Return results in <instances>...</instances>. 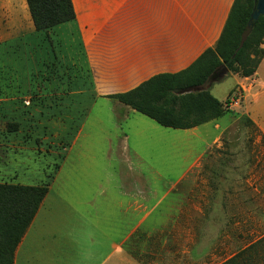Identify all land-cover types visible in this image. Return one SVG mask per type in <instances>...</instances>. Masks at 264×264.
<instances>
[{
    "label": "crops",
    "instance_id": "1",
    "mask_svg": "<svg viewBox=\"0 0 264 264\" xmlns=\"http://www.w3.org/2000/svg\"><path fill=\"white\" fill-rule=\"evenodd\" d=\"M235 1L72 0L73 22L38 33L27 0H0V55L18 58L17 79L24 83L18 94L49 97L54 111L86 112L69 143L66 162L77 148L84 160L95 159L98 150L106 151L105 159L118 151L117 157L142 160L141 151L159 143L154 134L160 136L163 127L109 97L130 92L158 75L190 68L216 47ZM23 59L32 66L24 68ZM226 78H233L234 86L219 101L239 92L244 115L264 136V58L253 76L222 79ZM100 100L113 103L99 104ZM94 111L107 112L122 136L83 135ZM93 118V124H103L101 116ZM198 129L184 131L195 135ZM97 144L104 147L98 149ZM203 156L199 154L179 182L198 168ZM75 171L84 173L83 188L72 191L79 178H62L60 166L16 249L14 264H200L194 240L200 235L195 224L201 204L178 193L183 185L151 180L112 185V174L106 185L103 169ZM20 177L14 173L7 184L39 185ZM53 203L66 207L63 216H56Z\"/></svg>",
    "mask_w": 264,
    "mask_h": 264
},
{
    "label": "rangeland",
    "instance_id": "2",
    "mask_svg": "<svg viewBox=\"0 0 264 264\" xmlns=\"http://www.w3.org/2000/svg\"><path fill=\"white\" fill-rule=\"evenodd\" d=\"M16 59L18 63L16 54L0 55L1 184L12 182L17 173L23 182L35 180L39 185L51 186L60 166L62 178H79L77 187L72 188L78 193L80 187L83 188L84 173L75 170L81 169H103L105 172L101 176L105 177L106 185L108 174L114 176L112 185L117 182L132 185L144 180L147 183L151 180L152 184L180 183L184 188L178 193L201 204V217L195 224L200 235L194 240L199 249L200 264H223L264 235V138L247 122L244 101L230 106L231 97L238 92L234 90L223 103L228 111L226 115L199 127L195 135L190 131L161 129L160 136L154 134L159 143L152 149L142 150V160L117 157L118 151L109 154L113 158L105 159L104 150L95 152V159L84 160L78 156L77 148L66 162L69 143L78 133L86 112H73L72 115L54 111L49 107V97L18 94L24 83L17 79ZM23 62L24 59L21 62L24 68L32 66ZM221 75L222 78L227 75L243 78L240 71H225ZM43 82H39L41 87ZM233 86L234 79L226 78L214 83L210 90L222 101ZM111 103L113 101H99V104ZM106 113L94 111L83 135L121 137V130L106 117ZM97 115L102 117V125L93 124V117ZM196 136H201L204 141ZM82 142L86 143L85 138ZM96 147L101 149L104 145L97 144ZM130 147H133L131 142ZM200 153L204 156L198 168L179 182L181 174ZM54 207L56 216L64 215L65 206L54 204ZM185 242L189 245L188 238Z\"/></svg>",
    "mask_w": 264,
    "mask_h": 264
},
{
    "label": "trees",
    "instance_id": "3",
    "mask_svg": "<svg viewBox=\"0 0 264 264\" xmlns=\"http://www.w3.org/2000/svg\"><path fill=\"white\" fill-rule=\"evenodd\" d=\"M254 2L235 1L216 47L187 70L158 75L130 92L109 98L173 130H191L224 117L228 111L211 94L213 84L221 81L225 71H240L243 78L253 76L264 58L261 48L264 17L251 32L247 29ZM27 3L38 33L49 32L76 18L72 0H27ZM247 122L256 128L249 119ZM49 188L50 184H0V264H14L16 249ZM223 264H264V235Z\"/></svg>",
    "mask_w": 264,
    "mask_h": 264
},
{
    "label": "water",
    "instance_id": "4",
    "mask_svg": "<svg viewBox=\"0 0 264 264\" xmlns=\"http://www.w3.org/2000/svg\"><path fill=\"white\" fill-rule=\"evenodd\" d=\"M261 17H264V0H255L251 20L247 27L249 32L254 29L255 25Z\"/></svg>",
    "mask_w": 264,
    "mask_h": 264
},
{
    "label": "built area",
    "instance_id": "5",
    "mask_svg": "<svg viewBox=\"0 0 264 264\" xmlns=\"http://www.w3.org/2000/svg\"><path fill=\"white\" fill-rule=\"evenodd\" d=\"M241 98L242 97H241V94L239 92L234 94L233 97H231V99H230V106L238 105L241 101Z\"/></svg>",
    "mask_w": 264,
    "mask_h": 264
}]
</instances>
